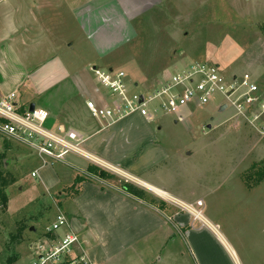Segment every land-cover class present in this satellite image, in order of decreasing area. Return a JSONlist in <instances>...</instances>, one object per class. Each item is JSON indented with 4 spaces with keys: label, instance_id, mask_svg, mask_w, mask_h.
<instances>
[{
    "label": "rangeland",
    "instance_id": "1",
    "mask_svg": "<svg viewBox=\"0 0 264 264\" xmlns=\"http://www.w3.org/2000/svg\"><path fill=\"white\" fill-rule=\"evenodd\" d=\"M119 1L120 12L103 15V30L96 34L103 33V45L108 49L120 46L126 34L130 39L116 53L104 54L103 64H99L94 62L96 53L88 43L83 45L84 39L75 31L71 39L74 58L82 57L77 59L79 71H85L80 68L87 67L89 61L103 70L121 71L129 92L137 94L158 84L165 73L172 75L194 63H206L216 66L225 81L247 74L264 94V0ZM60 53L64 55L63 50ZM220 103L222 98L217 96L204 107L183 111V121L176 115L152 113L154 122L146 125L149 136H155L169 155L159 165L165 172L160 185L182 202L145 190L163 202L161 211L157 210L171 218L172 235L163 248L156 240L145 246L138 244L133 263L114 264H225L218 261L221 253H226L230 264H264V180L247 189L242 179L264 171V137L244 119L235 118L230 106L220 111ZM90 120L86 115L75 127L83 128ZM84 161L86 168L93 165L114 175L110 181H87L101 189L103 184L130 182L101 161ZM39 166V159L28 146L0 133V181H13L4 190L6 206L0 204V264H6L7 258L14 264H31L28 246L36 239L35 234L39 237L58 214L70 216L71 199L65 192L58 193L86 169H67L60 164L41 169L39 175L43 177L49 170L53 173L61 168L57 185L45 190L38 177H31ZM197 201L202 203L203 217L217 227L218 236L192 221L187 207ZM175 216H180L179 220H172ZM31 228L34 235L29 232ZM196 230L204 234L197 235ZM131 254L126 251L124 256Z\"/></svg>",
    "mask_w": 264,
    "mask_h": 264
},
{
    "label": "crops",
    "instance_id": "2",
    "mask_svg": "<svg viewBox=\"0 0 264 264\" xmlns=\"http://www.w3.org/2000/svg\"><path fill=\"white\" fill-rule=\"evenodd\" d=\"M118 1L0 0V98L14 93L15 103L21 112L28 110L33 103L35 109L48 113L46 129L55 132L58 127L73 128L83 135L85 151L104 165L121 172L131 183L144 190L150 191L142 184L182 202L160 185L165 172L159 169V165L164 164L169 155L155 136H149L146 125L154 122L153 119L128 116L116 122L99 123L85 106L88 100L103 104L107 94L91 81L89 68L100 67L89 61L85 63L88 70L85 65L80 68L85 71L78 70L77 59L82 57L74 58L71 38L75 31L79 32L84 39L83 45L88 43L96 53L94 62L103 64L104 54L111 52L107 57L116 53L130 39L126 34L120 46L108 49L103 45V33L96 34L103 30V15L120 12L121 3ZM62 50L64 55H60ZM192 108L182 109L176 115L177 120L183 121V111L190 112ZM218 109L221 111V107ZM86 115L92 121L85 122L83 128L75 127L79 125L77 121L80 123V118L85 119ZM81 159L68 155L65 162L54 165L85 170V161ZM41 169L37 176L41 187L48 190L56 186L61 168L53 173L49 170L43 177L39 175ZM71 204L67 218L69 227L58 234H65L71 229L79 240L77 252L83 253L93 264L133 263L136 245L145 246L156 240L159 248H163L172 235L171 218H165L156 208L112 184H103L101 189L97 184L84 182L81 193L71 199ZM94 215L100 218H94ZM178 217L172 220H179ZM29 232L35 234V230ZM196 232L200 236L204 234L200 230ZM35 237L39 238L36 234ZM126 251L132 254L125 257ZM221 255L218 261L230 264L226 253Z\"/></svg>",
    "mask_w": 264,
    "mask_h": 264
},
{
    "label": "built area",
    "instance_id": "3",
    "mask_svg": "<svg viewBox=\"0 0 264 264\" xmlns=\"http://www.w3.org/2000/svg\"><path fill=\"white\" fill-rule=\"evenodd\" d=\"M89 71L107 94L103 104L91 100L85 103L91 117L99 123L116 122L132 115L152 119V113L156 112L178 115L184 108L204 107L220 96L219 108L225 106L226 110L230 106L235 118L244 119L264 137V94L247 74L225 81L216 66L194 63L165 75L158 84L136 94L129 92V83L121 71L97 67H90ZM15 98L14 93L0 98V133L34 151L40 166L31 172V177H37L38 170L43 167L65 162L68 155L100 162L83 149L82 134L73 128L58 127L55 132L46 129L48 113L42 109L21 112ZM201 206V201H197L194 206L187 207L192 221L200 222L202 227L218 236L217 227L203 217ZM68 227V219L58 214L45 227L42 236L29 244L31 264H93L83 253L77 252L79 240L71 229L63 235L58 234L61 228Z\"/></svg>",
    "mask_w": 264,
    "mask_h": 264
},
{
    "label": "trees",
    "instance_id": "4",
    "mask_svg": "<svg viewBox=\"0 0 264 264\" xmlns=\"http://www.w3.org/2000/svg\"><path fill=\"white\" fill-rule=\"evenodd\" d=\"M1 122L2 120H0V123ZM92 179L95 180L103 179L110 181L114 179V175L96 166L89 165L86 168V170L83 172V174H77V176H74L72 183L68 186H64L63 190H61L58 194H62L63 192H65V197L67 199L69 198L73 199L80 193L82 184L84 182L91 181ZM242 179L247 189H251L264 180V171L263 170L258 171L256 174L248 175L247 178L245 176ZM12 182H6L3 180L0 181V204L3 206H6V201H7L4 192L5 187L9 185L8 183H12ZM115 186H117L124 193L132 197H135L156 209H160V211L161 208H163L164 206L163 202H158L155 198L149 195L143 188L131 182L119 181L118 184ZM23 228L25 227L20 228L19 233ZM14 263H15L14 260H12L11 258H7L6 264H14Z\"/></svg>",
    "mask_w": 264,
    "mask_h": 264
},
{
    "label": "bare ground",
    "instance_id": "5",
    "mask_svg": "<svg viewBox=\"0 0 264 264\" xmlns=\"http://www.w3.org/2000/svg\"><path fill=\"white\" fill-rule=\"evenodd\" d=\"M142 185L145 186V188L149 189L151 192L157 194V195L160 196V197H164V198H167V197H168L164 192H162V191H160V190H157V189H155V188H153V187H150V186H148V185H145V184H142ZM222 241H223V240H222Z\"/></svg>",
    "mask_w": 264,
    "mask_h": 264
},
{
    "label": "water",
    "instance_id": "6",
    "mask_svg": "<svg viewBox=\"0 0 264 264\" xmlns=\"http://www.w3.org/2000/svg\"><path fill=\"white\" fill-rule=\"evenodd\" d=\"M35 109V105L31 103L28 107V111L31 113ZM225 109V106H221V111ZM30 231H33V228L30 229Z\"/></svg>",
    "mask_w": 264,
    "mask_h": 264
}]
</instances>
